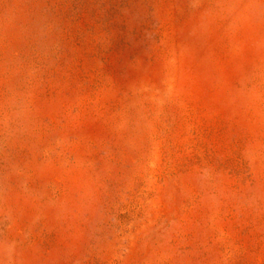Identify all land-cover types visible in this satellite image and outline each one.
<instances>
[{
  "label": "rangeland",
  "instance_id": "1",
  "mask_svg": "<svg viewBox=\"0 0 264 264\" xmlns=\"http://www.w3.org/2000/svg\"><path fill=\"white\" fill-rule=\"evenodd\" d=\"M0 264H264V0H0Z\"/></svg>",
  "mask_w": 264,
  "mask_h": 264
}]
</instances>
